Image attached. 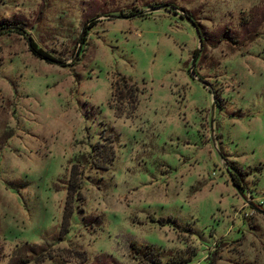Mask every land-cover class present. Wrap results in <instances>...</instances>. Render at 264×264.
Instances as JSON below:
<instances>
[{
    "label": "rangeland",
    "instance_id": "1",
    "mask_svg": "<svg viewBox=\"0 0 264 264\" xmlns=\"http://www.w3.org/2000/svg\"><path fill=\"white\" fill-rule=\"evenodd\" d=\"M0 25V264H264V0H0Z\"/></svg>",
    "mask_w": 264,
    "mask_h": 264
},
{
    "label": "trees",
    "instance_id": "2",
    "mask_svg": "<svg viewBox=\"0 0 264 264\" xmlns=\"http://www.w3.org/2000/svg\"><path fill=\"white\" fill-rule=\"evenodd\" d=\"M189 19L190 17L188 16V13H186V15ZM194 23V22H193ZM195 24V29L197 31V34L200 37V41L203 39V37H201V35L199 34L200 31L198 30V26L196 23ZM1 26H6L5 28L2 29H13L17 32H22L23 30L21 27L17 26V25H0ZM1 30V29H0ZM24 39L27 45V49L36 57H39L45 61H52L54 58L48 54L47 52H45L43 49H41L40 47L36 46V44L34 43V41L26 34H24ZM117 83V82H116ZM136 86L132 83H127L125 82V80L121 79L120 83H117L115 85V87H113V99L116 97L121 103H125V104H129L130 108L133 109L134 105H135V92H136ZM118 109L117 106H114V110L116 111ZM106 147H108V149L106 150V152H104L103 155V162L102 164L98 165V168L102 169L105 167V165H107V163L110 162V160L113 157V151L111 148L110 143H108L107 145H105ZM74 170H73V166L70 167L69 169V180L67 181V186H66V193H65V200L63 203V207H62V212H61V217H60V223L61 225H66L68 218L71 214V208L68 206L70 202H72V200L74 199H80V193L78 191V187L79 185L74 181V179H72V174H73ZM234 184L238 185V182L233 179L232 180ZM73 194V196H72ZM137 249V247L135 248ZM16 261V257L13 258ZM18 259V258H17ZM83 259V258H81Z\"/></svg>",
    "mask_w": 264,
    "mask_h": 264
},
{
    "label": "water",
    "instance_id": "3",
    "mask_svg": "<svg viewBox=\"0 0 264 264\" xmlns=\"http://www.w3.org/2000/svg\"><path fill=\"white\" fill-rule=\"evenodd\" d=\"M184 18H185V20H187L190 24H191V26L194 28V30H195V32H196V34H197V31H196V29H195V24L193 23V21L191 20V19H189L187 16H184ZM6 26H1L0 27V29H2V28H5ZM197 40H198V47L200 46V37H199V35L197 34ZM198 47H196L194 50H193V53H192V55H191V58H190V62H189V69L192 67V64H193V61H194V58H195V56H196V54H197V51H198ZM197 80H200L199 78H197ZM249 204H251V202H249ZM252 205V204H251ZM256 209H258L260 212H263L264 213V210L263 209H259V208H257L256 207Z\"/></svg>",
    "mask_w": 264,
    "mask_h": 264
}]
</instances>
